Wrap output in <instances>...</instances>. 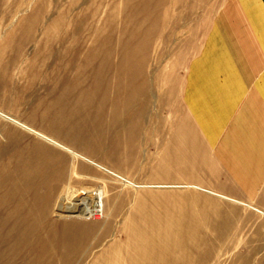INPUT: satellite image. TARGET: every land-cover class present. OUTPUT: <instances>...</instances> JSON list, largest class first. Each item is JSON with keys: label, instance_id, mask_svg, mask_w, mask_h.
<instances>
[{"label": "rangeland", "instance_id": "1", "mask_svg": "<svg viewBox=\"0 0 264 264\" xmlns=\"http://www.w3.org/2000/svg\"><path fill=\"white\" fill-rule=\"evenodd\" d=\"M221 4L0 0V264H129L134 214L145 232L198 221L172 264H264V208L163 175Z\"/></svg>", "mask_w": 264, "mask_h": 264}, {"label": "crops", "instance_id": "2", "mask_svg": "<svg viewBox=\"0 0 264 264\" xmlns=\"http://www.w3.org/2000/svg\"><path fill=\"white\" fill-rule=\"evenodd\" d=\"M171 183L264 208V0H222L181 92Z\"/></svg>", "mask_w": 264, "mask_h": 264}, {"label": "bare ground", "instance_id": "3", "mask_svg": "<svg viewBox=\"0 0 264 264\" xmlns=\"http://www.w3.org/2000/svg\"><path fill=\"white\" fill-rule=\"evenodd\" d=\"M93 212H94V207L93 205L92 206L90 205V209L87 210V214L91 216V214L93 215ZM135 215L136 214L132 216L133 221L130 225H128V230L126 229L125 231L124 243L120 246L121 248L120 252L122 258L129 264H172L175 258L176 259L178 258V253L180 252V250L187 244V240L190 238L195 239L197 236L196 234H197L198 221H196V219L194 221H189V220H181L183 218H179L181 220L179 224L178 222L170 223L171 220L168 222L163 221L159 226L156 225H152L151 227L149 226L150 229H148V231L145 232L142 229V226H139L135 222L136 221L134 217ZM172 215L170 219L172 218ZM182 215L180 217H182ZM152 216L159 217L160 214L157 216L155 215L154 212V215ZM138 217L139 215L137 216V218ZM188 217L190 218V216ZM150 218L152 219V217ZM155 236L165 239L166 241L165 247H159L154 243L147 245L143 244L142 239H146V238L153 239ZM182 239H184L185 241L182 242ZM127 246H131L133 248V250L130 253L124 250V248Z\"/></svg>", "mask_w": 264, "mask_h": 264}]
</instances>
